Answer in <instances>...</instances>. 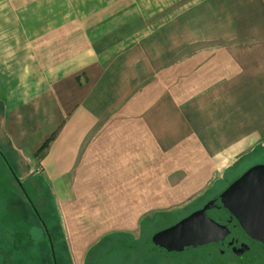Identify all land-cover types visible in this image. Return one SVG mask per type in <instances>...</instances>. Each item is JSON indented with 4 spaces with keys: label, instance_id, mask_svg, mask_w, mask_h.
Segmentation results:
<instances>
[{
    "label": "crops",
    "instance_id": "0c3cea01",
    "mask_svg": "<svg viewBox=\"0 0 264 264\" xmlns=\"http://www.w3.org/2000/svg\"><path fill=\"white\" fill-rule=\"evenodd\" d=\"M0 107L84 264L264 148V0H0Z\"/></svg>",
    "mask_w": 264,
    "mask_h": 264
},
{
    "label": "rangeland",
    "instance_id": "374dc122",
    "mask_svg": "<svg viewBox=\"0 0 264 264\" xmlns=\"http://www.w3.org/2000/svg\"><path fill=\"white\" fill-rule=\"evenodd\" d=\"M1 117L2 107H0V148L6 153L22 187L19 186L12 171L8 170L6 164L0 160V264H73L51 187L43 178L36 174L31 175L28 171L24 172L25 169L23 171L19 158L10 150L9 144L2 135ZM243 162L242 166L230 172L213 191L206 195L198 204L199 209L215 194H222L250 167L264 164V148L258 149ZM198 207L182 208L173 212L171 216L157 218L156 223L143 228L141 237L110 236L89 252L84 264H183L189 258V254L183 253L180 257L163 253L156 248L153 237L183 220ZM210 214L217 218L221 216L224 222L229 220V213L223 208L214 209ZM241 242L255 246L244 237ZM212 249H202L201 252L221 253L222 258L217 264H247L250 261L249 257L242 259L235 256L231 250L222 254L224 250L222 244L220 248ZM260 250V247L255 246L252 252L257 253Z\"/></svg>",
    "mask_w": 264,
    "mask_h": 264
},
{
    "label": "water",
    "instance_id": "95a60500",
    "mask_svg": "<svg viewBox=\"0 0 264 264\" xmlns=\"http://www.w3.org/2000/svg\"><path fill=\"white\" fill-rule=\"evenodd\" d=\"M19 186L22 183L11 170ZM192 212L173 226L153 237L156 248L163 253H185L210 244H222L230 247L234 236L227 225L221 224L209 216V212L223 208L231 219L236 220L246 236L264 246V164L250 167L237 180L229 185L219 197ZM250 251L247 243L233 247L232 252L242 257ZM224 251H222V254Z\"/></svg>",
    "mask_w": 264,
    "mask_h": 264
},
{
    "label": "trees",
    "instance_id": "16d2710c",
    "mask_svg": "<svg viewBox=\"0 0 264 264\" xmlns=\"http://www.w3.org/2000/svg\"><path fill=\"white\" fill-rule=\"evenodd\" d=\"M49 143H50V141H47L43 145L41 151H44L48 147ZM258 149H260V148H258ZM8 170H9V168H8ZM210 212H209V216L212 219H214L215 221H217V222H219L221 224H224V225L228 226V228L231 230L234 238H236V239H238L240 241H241V239L243 237L249 239L246 236V234L242 231V229L240 228V226L238 225L236 220H233L232 222H229L230 219H231V215H230V213L228 211L227 212L229 213V220H227L226 222H224V220H223V218L221 216L219 218L214 217V216H212L210 214ZM218 213H220V212H218ZM154 223H156V222H154ZM154 223H152L151 225H153ZM250 241L253 244H255V246L260 247V249H261L260 252L259 251H257V253L252 252V250L254 249L255 246L252 247L251 244L250 245L248 244L250 246V251L248 253L244 254L241 258L242 259H247V257H249L250 261H248L247 264H264V246L262 244L258 243V242H254L252 240H250ZM217 247L220 248V244L214 243V244L207 245V246H205L203 248H198V249L193 250V251L185 252V254H189L190 256L183 264H214V263L217 264V262H219L221 260V258H222L221 253L218 254L215 251H209L207 254H205V253L201 252L202 249H206V248H210L211 249V248H213L212 250H214ZM223 251L225 252V251H227V249L224 248ZM172 254L175 255V256H180V257L183 255V253H172ZM209 257H210V259H209Z\"/></svg>",
    "mask_w": 264,
    "mask_h": 264
},
{
    "label": "flooded vegetation",
    "instance_id": "af4514ba",
    "mask_svg": "<svg viewBox=\"0 0 264 264\" xmlns=\"http://www.w3.org/2000/svg\"><path fill=\"white\" fill-rule=\"evenodd\" d=\"M246 171H247V170H246ZM246 171H245V172H246ZM240 176H241V175H240ZM240 176H239V177H240ZM239 177H238V178H239ZM238 178H237V179H238ZM237 179H236V180H237ZM233 182H234V181H233ZM220 195H221V194H217V195L215 194V195L212 197V199H211V200H213V199L218 200L217 205L219 204V197H220ZM211 200H210V201H211ZM218 209H219V208H217V210H218ZM197 210H198V209H197ZM195 211H196V210H195ZM231 222H232V221H231ZM242 243H245V242H241L240 240L234 238V241L231 243L230 247L227 248V250H231V251H232V248H233V247H239Z\"/></svg>",
    "mask_w": 264,
    "mask_h": 264
}]
</instances>
